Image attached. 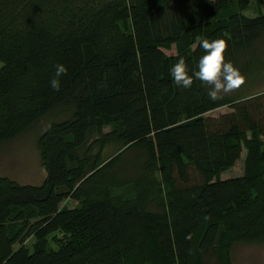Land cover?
Here are the masks:
<instances>
[{"label":"trees","instance_id":"obj_1","mask_svg":"<svg viewBox=\"0 0 264 264\" xmlns=\"http://www.w3.org/2000/svg\"><path fill=\"white\" fill-rule=\"evenodd\" d=\"M263 34L264 0H0V143L69 109L38 138L40 184L0 175V264H233L264 245V89L212 101L170 73L224 39L250 74Z\"/></svg>","mask_w":264,"mask_h":264},{"label":"rangeland","instance_id":"obj_2","mask_svg":"<svg viewBox=\"0 0 264 264\" xmlns=\"http://www.w3.org/2000/svg\"><path fill=\"white\" fill-rule=\"evenodd\" d=\"M246 13L253 15L251 9H247ZM164 53L176 54V48L173 46L170 50H164ZM247 58L257 60L261 67L259 70L255 69L250 74L244 75L246 83L239 90L223 96H243L264 89V34L256 42L251 52L247 54ZM68 111L69 109L66 108H55L18 136L0 143V175L7 176L21 184H40L44 180L46 173L40 163L37 145L38 138L51 121H58L68 117ZM227 111H229V107L222 106L207 114L218 115ZM248 138H250L249 135ZM260 139L264 147V136ZM244 156L245 149L242 150L241 156L236 163L220 174V178L226 179L241 175L243 173ZM63 205L74 206L75 202L68 200L64 201ZM34 242V238H29L26 241V245L30 250L33 249ZM231 259L233 264H264V245L235 244L232 248ZM209 264H215L214 260H210Z\"/></svg>","mask_w":264,"mask_h":264},{"label":"clouds","instance_id":"obj_3","mask_svg":"<svg viewBox=\"0 0 264 264\" xmlns=\"http://www.w3.org/2000/svg\"><path fill=\"white\" fill-rule=\"evenodd\" d=\"M200 47L204 50L198 62V70L190 73L185 60L181 58L170 68L171 76L177 86L189 89L194 78L209 87L210 100L216 101L223 95L239 90L246 78L231 61L227 60L228 43L224 39H203ZM54 77L50 81L53 91H60L62 77L68 74L69 69L64 64H57Z\"/></svg>","mask_w":264,"mask_h":264},{"label":"water","instance_id":"obj_4","mask_svg":"<svg viewBox=\"0 0 264 264\" xmlns=\"http://www.w3.org/2000/svg\"><path fill=\"white\" fill-rule=\"evenodd\" d=\"M262 152L264 153V147H263V150H262Z\"/></svg>","mask_w":264,"mask_h":264}]
</instances>
